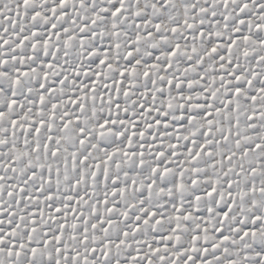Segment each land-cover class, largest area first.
<instances>
[{
  "label": "snow or ice",
  "instance_id": "snow-or-ice-1",
  "mask_svg": "<svg viewBox=\"0 0 264 264\" xmlns=\"http://www.w3.org/2000/svg\"><path fill=\"white\" fill-rule=\"evenodd\" d=\"M0 264H264V0H0Z\"/></svg>",
  "mask_w": 264,
  "mask_h": 264
}]
</instances>
